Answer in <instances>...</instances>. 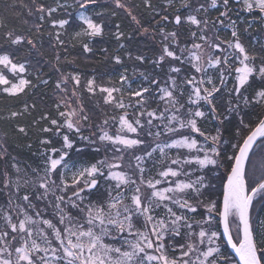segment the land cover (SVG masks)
Listing matches in <instances>:
<instances>
[{"label":"snow or ice","instance_id":"snow-or-ice-1","mask_svg":"<svg viewBox=\"0 0 264 264\" xmlns=\"http://www.w3.org/2000/svg\"><path fill=\"white\" fill-rule=\"evenodd\" d=\"M97 2L32 0V35L2 34L0 94L18 97L36 87L28 79L27 57L39 51L37 39L45 35V25L50 46L67 47L69 8L77 12L73 19L79 29L71 40L85 54L105 35L103 21L94 17H116V10L126 13L141 35L149 34L125 0H111L110 12L88 14ZM236 3L264 23V0ZM230 4L222 0L221 11L218 0L198 5L179 0V7L176 0H165L157 11L152 0H143L149 15L159 17L152 38L161 37L160 50L147 61L159 72L134 70L140 78L135 87L127 68L117 82L92 76L82 83L81 74L53 65L61 73L54 85L56 115L44 113L32 122H46L39 128L45 134L39 139L41 165L21 176L12 163L16 178L7 171L0 178V194L6 197L0 206V264H264V219L258 229L252 215L254 202H264V159L258 165L255 160L264 157V44L259 55L249 50L241 36L249 28L241 30L231 19ZM169 8L175 10L171 21L162 14ZM209 9H217L215 19H209ZM169 21L174 25L170 31L162 24ZM222 27L230 29L229 37L220 35ZM120 29L116 24L112 32L117 42L125 38ZM124 47L120 42L114 49V65L123 64L118 53ZM102 51L109 59L107 49ZM126 55L146 62L144 55ZM56 61L62 62L59 53ZM83 93L96 98L99 123L85 107ZM35 107L26 103L23 113ZM20 115L12 111L10 118ZM232 118H238L237 139L226 156V180L217 202L209 173L225 157L221 129ZM213 120L218 122L214 134L202 126ZM16 131L28 135L23 126ZM224 242L237 260L221 251Z\"/></svg>","mask_w":264,"mask_h":264},{"label":"trees","instance_id":"trees-1","mask_svg":"<svg viewBox=\"0 0 264 264\" xmlns=\"http://www.w3.org/2000/svg\"><path fill=\"white\" fill-rule=\"evenodd\" d=\"M202 2V0H199ZM39 2L51 4L52 0H39ZM72 3L73 0H68ZM129 3L132 8L133 14L141 21V25L144 27H149V34L141 35L140 29L137 27L135 22L131 18L123 13L122 10H116L118 15L116 17H111L110 15H105L103 17H94L98 21H103L105 27V35L103 38H96L90 45L92 52L85 54L80 43L71 40V36L74 30H79L76 27L78 21L73 18L77 15V12L69 8L67 11L71 13L68 17L72 21V27L68 29V32L64 35L67 47L66 48H52L50 46L49 37L47 35L48 25H45V35L42 38L37 39V48L39 51L33 50L32 55L27 57L31 61L29 65V71L31 75L28 79L32 80L36 87L31 88L26 94H22L18 97H8L0 94V140L3 141V148L0 146V154L5 158L0 159V178H2L3 173L7 171L11 174L12 178H16L15 171L11 168L12 163H17L21 168V176H23V171L27 170L30 172L31 167H37L41 165L40 144L39 139L45 135L39 131V128L46 124L42 121L39 125L33 126V120L39 119L44 113H49L51 116H55L54 105L56 103V96L54 93V85L56 80L60 77L61 73L56 72L53 65L59 67L63 73H79L81 74L82 83L87 80V78L95 76L98 82H106L109 77L113 79L114 82L118 81L119 73L127 68V74L130 81L135 87L136 83H139V76L133 75L134 70H142L146 73H156L159 72L158 69L154 67L153 64L148 63V60L154 58L156 53L159 52V42L161 37L156 35L152 38V28L154 20H158V16L149 15L148 9H145L143 5V0H125ZM193 0H191V3ZM153 5L157 11H160L164 7L165 0H152ZM222 0H218L219 10H224L221 6ZM32 6V0H0V43H3L2 34L5 31H15L19 35H32L29 29H32L34 18L28 15L29 8ZM230 6L232 7V12L230 13L231 19L237 22V25L243 30L245 27L249 28L248 32L241 31V36L244 43L248 46L250 51H255L258 55L262 53L261 43L262 34L264 31V26L258 17V14L249 15L237 9V3L231 0ZM176 7H179V0H176ZM114 6L111 4V0H98L95 6H91L87 12L92 14L95 11H102L108 9L109 12L113 10ZM34 11V9H33ZM80 11H84L81 9ZM174 9L169 8L166 13L170 17L174 15ZM189 9H180L182 14H187ZM218 16L217 9L209 11V19H215ZM255 17V18H254ZM162 22L166 27V30H173L174 25L171 22ZM120 24L121 31L125 33V38L120 41L124 43L125 47L119 50V55L123 60L122 65H114L111 61V55L114 49L117 48L118 43L112 36V32L115 31V25ZM34 31V29H33ZM158 32V27L156 28ZM220 35L227 38L230 36V29L224 27L220 28ZM131 35L129 39L128 36ZM181 35H187V26L181 30ZM41 39L43 44L41 46ZM70 42V43H69ZM185 43L182 39L181 43ZM102 49H107V55L109 59H105L106 53ZM62 58V62L57 63L56 54ZM126 53H131L133 56L140 54L146 57V62L141 65L138 62L131 60L127 57ZM67 57L68 60L74 61L73 63H68L63 61V58ZM258 62V61H257ZM37 75L41 79L48 80L47 86L40 84L37 80ZM162 75V73H161ZM231 84H229V87ZM83 98L85 102V107L93 112H95L94 122L99 123L102 116L100 109L94 107L96 98L89 99L87 93H83ZM227 99V96H225ZM29 106L35 104V109L30 108L29 113H23V108L25 104ZM12 111L22 112V115L16 118H10V113ZM248 117H253L252 113H248ZM218 125L217 121L205 122L202 126L209 132L215 133L216 127ZM238 125V118H232L231 122H227L225 126L222 127V143L226 146L221 147V150L225 153L228 151V144L235 143L237 137L235 135ZM18 126H23L26 128L28 135L25 136L16 131ZM114 130V129H112ZM85 135H87L85 133ZM31 144L32 147L28 148ZM5 149V150H4ZM223 157V158H225ZM222 158V159H223ZM2 187V185H0ZM23 189L21 194H23ZM217 202L222 199V192L217 194V197H213ZM6 203V197L0 194V206ZM255 206L252 209V215L257 228L259 229L260 220L264 219V202H254ZM51 210H49L50 212ZM221 233V232H220ZM222 250L229 258L234 259L232 254L229 252L226 243H222Z\"/></svg>","mask_w":264,"mask_h":264},{"label":"rangeland","instance_id":"rangeland-1","mask_svg":"<svg viewBox=\"0 0 264 264\" xmlns=\"http://www.w3.org/2000/svg\"><path fill=\"white\" fill-rule=\"evenodd\" d=\"M233 1H235V0H233ZM199 2H200L199 0H193L192 4L198 5ZM221 6H222V4H221ZM237 9L240 10V7H239L238 4H237ZM211 10H213V9H209V11H211ZM262 25L264 26V23H262ZM224 29H226V27H224ZM262 35L263 36H262V43H261V45L264 44V31H263V34ZM159 50H160V44H159ZM85 133L88 134L87 131H85ZM230 145L231 144H228V146H230ZM0 146L3 148V141L2 140H0ZM223 146H226V144L223 143L221 145V147L223 148ZM231 153H232V148L231 147H228V151H227L226 154L227 155H231ZM262 159H264V157H260L259 155L255 158L257 165L260 163V161ZM220 164H221L220 167L216 168L214 171H212V172L209 173V176L211 177V179L213 181V185H214L211 188V190H210L211 191V194L213 195L214 198L217 197V194H219L220 192H222L223 182L226 180V169H227V159H226V157L223 158V159L221 158ZM199 211L202 212L203 209H200ZM221 251L223 252L222 246H221Z\"/></svg>","mask_w":264,"mask_h":264},{"label":"water","instance_id":"water-1","mask_svg":"<svg viewBox=\"0 0 264 264\" xmlns=\"http://www.w3.org/2000/svg\"><path fill=\"white\" fill-rule=\"evenodd\" d=\"M235 1H236V0H235ZM220 231H221V235H222V229H221ZM225 243H226V242H225ZM228 249H229L230 253L233 255V257L235 258V260H237L238 258L235 257V253L232 251V249L229 248V247H228Z\"/></svg>","mask_w":264,"mask_h":264}]
</instances>
